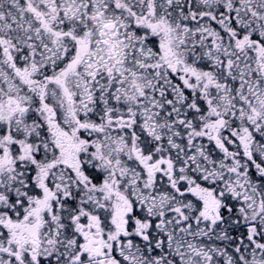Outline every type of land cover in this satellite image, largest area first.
<instances>
[{"label": "snow or ice", "instance_id": "1", "mask_svg": "<svg viewBox=\"0 0 264 264\" xmlns=\"http://www.w3.org/2000/svg\"><path fill=\"white\" fill-rule=\"evenodd\" d=\"M0 264H264V0H0Z\"/></svg>", "mask_w": 264, "mask_h": 264}]
</instances>
